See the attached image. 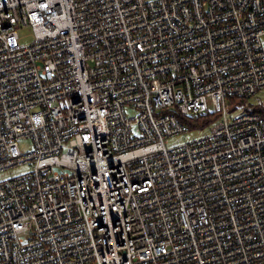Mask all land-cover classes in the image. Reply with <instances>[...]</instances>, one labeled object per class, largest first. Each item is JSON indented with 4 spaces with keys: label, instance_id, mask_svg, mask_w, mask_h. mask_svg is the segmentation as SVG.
Here are the masks:
<instances>
[{
    "label": "built area",
    "instance_id": "obj_1",
    "mask_svg": "<svg viewBox=\"0 0 264 264\" xmlns=\"http://www.w3.org/2000/svg\"><path fill=\"white\" fill-rule=\"evenodd\" d=\"M262 92L264 0H0V264H264Z\"/></svg>",
    "mask_w": 264,
    "mask_h": 264
},
{
    "label": "rangeland",
    "instance_id": "obj_2",
    "mask_svg": "<svg viewBox=\"0 0 264 264\" xmlns=\"http://www.w3.org/2000/svg\"><path fill=\"white\" fill-rule=\"evenodd\" d=\"M18 37H19V43L22 46H28L31 43H33V35H32V31L30 28L19 29L18 30ZM258 100L264 101V92L253 96L251 99L248 100V103L250 105H255L258 103ZM209 108H210V111L213 112V107H212L211 103H209ZM211 115L216 117L214 112ZM217 122L218 121L216 118L203 131H201V130L194 131L193 130V131H188L187 133H184V134H180V135L168 138L165 142V145L167 147H174V146H178V145H181L184 143L191 142V141L199 138L200 136L205 135L208 132V130L212 126H214V124H216ZM20 150L22 152L31 151L32 150V143L30 141H23L21 143ZM25 169H26L25 167H18V168L12 169V170H8L4 173H0V181L11 178L13 176H17V175L21 174L22 172H24Z\"/></svg>",
    "mask_w": 264,
    "mask_h": 264
},
{
    "label": "trees",
    "instance_id": "obj_3",
    "mask_svg": "<svg viewBox=\"0 0 264 264\" xmlns=\"http://www.w3.org/2000/svg\"><path fill=\"white\" fill-rule=\"evenodd\" d=\"M217 117L211 114L199 116V117H189L183 119L184 123L188 126L189 131L202 130L211 124Z\"/></svg>",
    "mask_w": 264,
    "mask_h": 264
}]
</instances>
